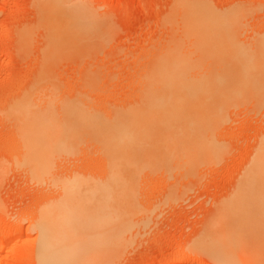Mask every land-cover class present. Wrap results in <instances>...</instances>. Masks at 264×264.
Listing matches in <instances>:
<instances>
[{"label":"rangeland","instance_id":"obj_1","mask_svg":"<svg viewBox=\"0 0 264 264\" xmlns=\"http://www.w3.org/2000/svg\"><path fill=\"white\" fill-rule=\"evenodd\" d=\"M44 1L0 0V246H10L0 252V264H36L39 239L33 220L44 202L56 198V193L47 189L50 182L54 180L55 184L58 182L55 179L71 180L76 177L83 187H94L99 186L105 178L102 172L103 157L97 152L98 148H94L96 144L92 145L90 137L91 141L80 138L84 140L83 143L80 141L84 145L74 146L75 150L71 148V156L59 159L62 163H56L59 157L54 159V165H57L53 169L51 162L52 169L50 167L49 170L51 173L54 170L53 177L49 174L46 179L51 177L50 182L46 183L45 179L46 187H40L41 182H35L18 167L20 146L15 135L17 128L13 129L17 127V122L13 119L14 108L11 107L21 100L31 99L36 109L30 108L32 112L41 114L43 111L42 114L48 113L46 116L51 113V116L57 117L54 120L59 119L62 123L65 113L58 107L61 106L59 101L73 100V97L75 101L86 97L84 99L90 105L88 112L84 109L87 113L105 114L119 107L136 104L141 96V83L138 84L142 81L140 77L161 72L159 68H163L162 64L165 67L175 66L174 61L185 68L182 74L209 76V79H213L211 82L219 83L215 86L221 90L231 91V88L234 90L238 86L244 91L243 95L251 91L258 93L261 100L257 99L256 102L260 104H252L255 100L250 101L248 97L247 101L241 96L245 101L238 100L243 103L237 101L238 105L236 102L231 105L234 109L230 107L231 110H226L222 125L217 123L218 126L213 128L216 129L213 131V141L220 150L218 157L213 159L215 162L211 160L207 164L195 166L193 170L180 172L153 168L159 172L150 170L149 173H140V180L134 188L138 202L135 205H139L135 209L138 211L126 225L130 228H125L124 223L119 229H124V233L120 238L119 251L111 264H216L218 260L224 264H245L242 259L228 253L229 250L225 251L226 247H221L224 248L221 250L202 240L208 234L210 236L212 233V238L220 234L222 228L227 227L220 224H224V220L228 224L232 218L235 219L234 215L231 217L229 207L223 211V206L226 208L232 200V204L237 202L238 190L241 191L243 186L248 188L246 182L242 185L248 175L252 174L248 183L255 188L247 184L252 188L247 189L248 194L254 196L259 192L264 196V179L262 182L258 177L254 178L258 173L248 169L264 137V0H189L197 5L208 6L211 15L229 14L235 17L232 27L223 31L225 37L223 35L219 40L213 38L210 44L200 43V40H193V43L182 35L180 37L182 33L176 27L179 15H175L177 12L173 10L176 2L188 0H68L67 3L74 2L73 5L75 2L78 5L83 3L81 6L84 7L87 5L91 13L94 11V18L98 22L92 30H62L63 44L60 49L65 44L67 46L63 47L62 54H58L59 59L58 55L56 59L49 57L53 63L46 58V52L50 50V35L58 30L50 34L52 30L43 24L46 19L43 22L39 11ZM234 13L236 16L239 14L238 23ZM25 34L27 40H32L27 42L23 37ZM155 69L158 71L155 72ZM90 82L95 85L87 84ZM47 95L50 99L53 96V107H58H54V112L51 111L52 107H49L50 111L44 108V100L49 99ZM35 97L40 101L39 105L33 101ZM41 104L44 105L42 111L38 107ZM62 156L65 157V154ZM253 178L256 180L253 181ZM253 196H249L250 199ZM250 201L253 200L247 201L251 204L249 212L252 216L254 214L253 217L259 215L260 222L257 223L259 228L252 225L248 230L247 227L250 237L246 234V239L249 237L252 244L261 242L259 248L262 255L259 257L262 258L261 264H264V236L260 237L264 235V215L261 213L264 209L257 205L255 207ZM4 232L12 238L5 240L7 235ZM102 234L108 233L103 230Z\"/></svg>","mask_w":264,"mask_h":264},{"label":"bare ground","instance_id":"obj_2","mask_svg":"<svg viewBox=\"0 0 264 264\" xmlns=\"http://www.w3.org/2000/svg\"><path fill=\"white\" fill-rule=\"evenodd\" d=\"M67 2L68 0L66 2L65 0H45L44 4L40 5V7H42L39 12H41L43 16V22L46 19V23L43 24L52 30L50 34L53 33V31L57 32L58 30V32H61L67 29L74 31H80V29L92 30L97 21V18H94V16H96L93 14L94 11L91 13V10L86 4L84 7L81 6L83 3L80 2V5H78L77 2H75V5H73L74 2H69L70 4ZM173 11L177 12H174L175 15H179L176 27H178L179 31L182 33L180 37L182 35V37L188 38L190 41L200 40L202 42H199L204 44H210L213 38L216 40L222 38L224 35L223 31L229 29L228 27L230 26L232 27V24L235 23V17H233V15H229L228 13V15L223 14L220 16L211 15L208 6L197 5L189 0L185 2H176ZM234 16H236V14ZM238 18L239 17H237L236 23H238ZM64 31L58 35V32L50 35V50H47L46 58H60L58 54H62L61 51H64L66 48L65 46H67L65 44L60 49V46L63 44V42L61 43V35L64 34ZM27 36H29V33ZM23 37L25 39L26 34ZM64 37L65 36H63V38ZM67 37L68 35L66 38ZM27 38V42L28 40H32H27ZM69 41L67 44L70 43ZM180 42H183V40ZM63 47L65 48L63 49ZM66 52L63 53V55H65ZM56 55L58 56L56 57ZM52 58H49L50 61ZM176 58L177 56H175L174 59ZM170 61L172 62L173 60ZM51 62L53 63V61ZM160 63L161 62H159V64ZM174 63L175 66L169 65L166 67L161 63L163 68L157 65V67L163 70L159 68L161 72L157 69L158 73L144 74L145 77L141 74L143 78L140 77L142 81L138 83H141V96L137 103L126 105V107L124 106L122 108L119 107V109H114L110 112L107 111L108 113L105 114L98 112L97 114L93 112V114L91 110V114L87 113V109H90V105L88 101L84 99L86 97L78 98L75 101L74 97L73 100L71 99L72 101L70 99L66 101L65 97L63 98L65 99L64 101L58 100L61 102V106L58 105V102L56 105L61 108L60 110H64L63 113L67 114L65 116V114L60 112L63 114L62 117H65L64 121H61L62 123L59 122V119H55L57 120L55 121L53 118L57 117H54L55 115L51 116V113V115L49 114V116H46L48 114L47 111L51 110V108L48 110L49 107H52L51 111L55 109L54 107H57H53L55 103V101L52 100L53 96L50 99L47 95L50 100L48 98H46L47 101L44 100L46 102L44 108H47V111L45 109L44 112L47 114H42V108L44 106L42 104L38 106L41 108V114L40 112H36L39 113V115H37L32 112L33 110L30 108L34 109V107L31 99L21 100L19 103L17 102L14 107H11L14 108V113L11 112L14 114L12 115L15 116L13 119L17 122L15 125L17 127L13 129L17 128L15 135L20 146L18 150L20 151V159L18 158L19 161H17L20 166L18 167L22 168L24 173L27 172L30 178L32 177L35 182H41V185H39L40 187L43 186V189L46 187L44 185H47L46 183H49L51 180L50 178L53 177L52 173L54 170L52 173L49 171L51 164L53 163L52 167L54 169V166L57 165H54L55 161L57 163V161H60V158L62 160L71 156L72 153L70 151L82 145L80 143V141L82 143L84 141L81 140L82 138H87L89 141L92 140V145L96 144L94 148H98L97 152L99 151V155L103 157H101L103 162V170H101L104 172L105 178L101 181L99 186L83 187V183L76 177L71 180L55 179L58 181H55V184L54 180L50 182L53 186L48 184L49 186H47V189L52 190L54 194L56 193V198L50 202H44L43 205L40 204L41 207L38 210L37 217L33 220V227L37 229L39 239L36 264H111L112 259H115L114 257L119 251L118 248L121 244L120 238L124 233V229L121 231H119V229L123 227L122 224L124 223L125 226L128 225L131 221L130 218L133 217L135 213L137 214L138 211L135 209L136 206L139 205H135V202H138L134 195L136 191L134 188H136V183L138 184V180H140L138 179L140 178L138 177L140 173H143V171L150 172L153 168H161L163 171L165 169L167 171H170V169H174L173 171L193 170V168L195 169L199 164H207L209 161L212 162L211 160L218 157L217 155H219L220 151L213 141V139H215V133L213 131L216 130L213 129L214 126L217 123L222 125L221 122L225 120L224 115L228 109L231 110V105L236 103V105H238V102L243 103L239 101L240 99L244 98L247 101L248 99L250 101L255 100L252 104L257 103V99H259V101L261 100V97H259L260 94L253 91L247 93L249 96H247L246 93V96L243 95L244 91L239 89L238 86L237 89L233 88L234 90L231 88V91H228V89L224 91L216 88L219 83L211 82L213 79H209V76L206 75L182 74L185 68L179 65L181 63L177 62V65L175 61ZM167 64H169V62ZM157 71L155 69V72ZM243 80L245 81V79ZM41 84H43V82ZM87 84L92 85L94 83L90 82ZM48 90L49 92L51 91L50 89ZM43 96L42 98L44 99ZM241 96H243V98H241ZM38 98L41 99V97ZM37 100L35 97L33 101H36V105H39L40 101L38 102ZM44 101L42 100L43 104ZM259 104L260 103H257V106ZM100 107L101 106H99V108ZM35 110L36 109H34V111ZM72 112L74 113L72 114ZM217 126L218 125H216V127ZM89 141L88 144L90 143ZM261 141L254 157H252L248 169L250 172L252 171L255 173L256 171L258 175L254 178L257 179L258 177L263 182L264 137L263 139L261 138ZM74 146L76 147L73 148ZM63 154H65V157L62 156ZM75 156L77 155L75 154ZM57 157H59L58 160L53 161ZM213 162L215 161L213 160ZM165 166L168 167L166 168ZM20 168H18V170ZM153 171L155 170H152V172ZM156 172L159 171L156 169L155 173ZM247 173L250 174L248 171ZM49 174H51V177H48V180L46 177L49 176ZM250 175H248L249 178L247 177L244 179V184L242 185H245V182L251 185L248 183V180L251 178ZM254 178L253 181L256 180ZM45 179L47 180L46 183ZM253 181L250 182L254 183ZM247 184L246 187L252 189L251 186L253 187V185L247 186ZM243 188H239L241 191L238 190L237 192V202L234 201L232 204V200V205L228 203V205H230H225L226 208L223 206L224 210L222 209L223 211H227L226 209L229 207L228 211L231 212V217L234 215L233 217H235V219L232 218V221H227L228 224L224 220V224H220H222V226L226 225L227 227L223 226L224 228H222L221 233L218 229L217 232L220 234L215 235L214 238H212L214 236L212 233L210 236L208 234L202 241L208 245L213 244V246H216L218 249L226 247L227 250L225 249V251L229 250L228 253L231 252L240 260L242 259L245 264H261L262 258L259 257L262 255L260 254L261 249L259 248L261 242L255 244L257 242L255 240L256 242L254 241L255 243L252 244L251 240L250 243V233L247 232L252 225H255V227L258 226L259 228L257 224L260 222L259 215L253 217L254 214L252 213L253 216L250 214L249 209L251 204L247 201L253 200L250 202H253L255 207L258 206L263 210L264 196L259 192L254 194V196L250 192L251 195H249V191H247L248 188ZM249 196H253V198L250 199ZM258 211L260 212L261 210L258 208ZM261 213L264 215V210ZM224 215H226V213ZM226 217L227 216H225V218ZM262 217L263 216L260 218ZM222 218L224 219V217ZM261 220L263 224V218ZM247 227L248 230H246ZM125 228L130 227L126 226ZM223 229L225 231H223ZM103 230H106L108 234L103 235ZM246 234L247 236L249 235L248 239H246ZM261 236L264 235H260V237ZM4 238L5 240H9L12 237L7 235ZM26 238H24L23 241H25ZM261 240L263 241V239ZM8 247L10 246H0V252L5 251ZM212 255L214 254L212 253ZM222 258L223 257H221V259ZM258 258H260L261 262ZM215 262L216 264H224L219 260Z\"/></svg>","mask_w":264,"mask_h":264}]
</instances>
